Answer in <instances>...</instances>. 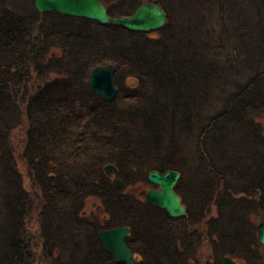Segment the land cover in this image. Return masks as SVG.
Wrapping results in <instances>:
<instances>
[{
	"label": "trees",
	"instance_id": "1",
	"mask_svg": "<svg viewBox=\"0 0 264 264\" xmlns=\"http://www.w3.org/2000/svg\"><path fill=\"white\" fill-rule=\"evenodd\" d=\"M103 1L167 20L135 30L0 0V264H127L98 237L118 226L135 264H264V0ZM109 63L111 100L89 82ZM154 170L181 173L186 215L144 200Z\"/></svg>",
	"mask_w": 264,
	"mask_h": 264
},
{
	"label": "water",
	"instance_id": "2",
	"mask_svg": "<svg viewBox=\"0 0 264 264\" xmlns=\"http://www.w3.org/2000/svg\"><path fill=\"white\" fill-rule=\"evenodd\" d=\"M35 6L39 12L56 10L62 14L82 16L98 20L102 23L122 24L135 30H154L162 27L167 20L163 8L154 2L141 4L132 15L113 17L108 13L107 6L103 0H35ZM115 67L107 65L96 66L90 74V86L94 92L111 100L117 94L115 83ZM106 173L114 175L113 184L122 188L124 182L118 177V169L112 164L105 166ZM181 177L177 170L159 172L151 171L148 179L158 185L157 188L150 187L145 193L144 200L155 206L164 208L171 216L179 217L186 215V209L181 202L180 196L175 191V185ZM259 241L264 245V219L259 223ZM130 233L128 226H118L102 229L98 237L106 250L111 252L116 261L135 264L134 252L127 245L126 238ZM236 261L229 256L224 257L222 264H235Z\"/></svg>",
	"mask_w": 264,
	"mask_h": 264
},
{
	"label": "rangeland",
	"instance_id": "3",
	"mask_svg": "<svg viewBox=\"0 0 264 264\" xmlns=\"http://www.w3.org/2000/svg\"><path fill=\"white\" fill-rule=\"evenodd\" d=\"M263 124H264V121H263ZM142 189H145V188H143L142 186H134V187L132 186V187H128L126 191H131L135 194L138 193V195H139V194H141ZM84 213L85 214H95V215L100 214L101 213V205H100L99 200L97 198L90 197L86 202V207H85Z\"/></svg>",
	"mask_w": 264,
	"mask_h": 264
},
{
	"label": "flooded vegetation",
	"instance_id": "4",
	"mask_svg": "<svg viewBox=\"0 0 264 264\" xmlns=\"http://www.w3.org/2000/svg\"><path fill=\"white\" fill-rule=\"evenodd\" d=\"M155 188H157V187H155ZM127 239V238H126ZM126 243H127V241H126ZM128 245V244H127ZM129 246V245H128ZM130 247V246H129ZM137 257H136V255L134 256V261H135V259H136ZM235 264H242V263H235Z\"/></svg>",
	"mask_w": 264,
	"mask_h": 264
}]
</instances>
